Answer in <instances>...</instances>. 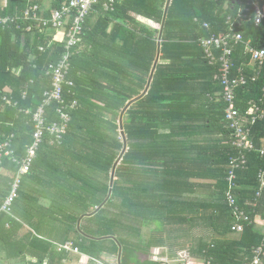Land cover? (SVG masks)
Returning <instances> with one entry per match:
<instances>
[{"label":"trees","instance_id":"1","mask_svg":"<svg viewBox=\"0 0 264 264\" xmlns=\"http://www.w3.org/2000/svg\"><path fill=\"white\" fill-rule=\"evenodd\" d=\"M65 1L51 0L44 10L43 0H0V16L10 18L0 23V142L13 134L10 147L20 158L33 141L31 113L44 92L54 88L53 67L61 59L65 37L51 24L52 10ZM234 1L171 0L148 90L122 118L126 150L111 194L90 214L108 195L111 167L123 149L119 115L147 85L167 0H120L111 10L101 2L92 7L67 58L64 77L69 84L62 85L60 98L75 106L68 110L64 132L59 138L43 134L11 205L14 218L0 213V239L16 255L36 264L46 258L65 264L67 253L74 251L58 250L54 243L71 242L77 248L75 262L101 259L120 246L121 264H167L165 250L160 259L159 252L153 253L154 247L165 245L176 256L185 251L205 264H246L262 244L259 264H264L263 231L244 222L242 232H232L227 195L233 169L236 203L253 223L257 216L264 224V186L256 195L264 156L233 144L222 86L214 79L220 63L211 62L199 41L239 32L245 41L264 47V22L255 26L251 17L238 26L228 20L239 7ZM29 5L39 7L37 18L22 16ZM44 17L48 22L42 25L39 19ZM71 17L72 12L67 24ZM233 46L232 75L241 67L248 79L236 89L235 102L247 116L263 98L264 66L249 64L243 42ZM214 54L218 57L221 51ZM59 104L47 106L45 125L58 121ZM251 137L255 148L264 147V118L252 126ZM17 171V163L4 157L0 204ZM46 196L50 203L43 205L40 200ZM24 206L37 210L39 224L32 222V230L24 219L34 214ZM151 224L155 227L144 239L143 228ZM43 227L51 231L45 233ZM35 232L51 235L38 237Z\"/></svg>","mask_w":264,"mask_h":264},{"label":"built area","instance_id":"2","mask_svg":"<svg viewBox=\"0 0 264 264\" xmlns=\"http://www.w3.org/2000/svg\"><path fill=\"white\" fill-rule=\"evenodd\" d=\"M118 1L120 0H66L60 8H55L52 10L51 24L55 26L56 29L63 30L65 37L64 51L58 65L53 67V90L50 92H44L43 99L39 106L31 113V121L34 122L35 132L33 134V141L25 147L24 156L21 158L18 157L14 154V150L10 147L13 134H11L8 139L0 142V166L4 157H8L12 162L17 163L18 165V171L15 174L13 180L10 182L9 192L3 198L0 204V213L3 212L13 217L11 205L19 194L21 177L29 172L31 163L37 155L43 134L50 132L59 138L64 132V129L68 123V110L74 108L75 102H71L70 104L63 103L60 98V92L63 84H69V82L67 83L65 81L66 78L64 77L65 70L68 66L67 58L69 57L70 48L80 40V37L83 33V24L86 16L96 3L101 2L105 10H111ZM235 2L239 4L237 13L233 17L229 16L228 20H232L233 23L237 22L238 26H240L244 20L250 19L251 17L255 26H259L264 22V2L261 0H235L234 3ZM37 10H39L37 5H29L23 10L22 16L24 18H28L30 16L37 18ZM71 12L72 17L70 19V23L67 24L66 19ZM9 20L10 18L8 17L2 18L0 16V23L2 24H6ZM47 22L48 20L45 17L39 19V23L42 25L47 24ZM204 25L206 26V24ZM65 26L66 29H64ZM199 41L201 42V46L204 48L205 52L211 55V62L218 60L220 63V67L215 73L214 79L222 86V98L226 103L224 119L227 124L226 127L230 131V135L233 138V144L238 147H244L248 150H256L261 156H264V147L255 148L251 137L252 126L258 120L264 118V94L261 103L257 102L254 104L248 110V115L243 116L236 107L235 91L240 86L246 85L248 79L244 74V69L241 67H238L235 75H232L233 64L231 63V57L234 51L233 45L243 42L244 51L248 53L250 57L249 64L257 65V67L264 66V47L254 46L251 39L245 41L242 37V34L239 32L233 34L232 32L227 31L218 36L212 35L210 37H201L199 38ZM38 49L42 51L43 46L39 45ZM216 49L221 51V54L218 57L214 56V51ZM50 67H52V65H49L48 68ZM49 71L50 70H47L48 73ZM255 75H253L252 79L255 78ZM52 101H61V104H59L55 110L59 119L58 121L54 120L50 125H45L46 108L52 103ZM26 113L29 114V110H26ZM50 142L53 141L51 140ZM234 177L233 169H231L227 176V195L228 202L232 207L231 209L234 219V222L231 225V231L240 233L243 231L244 222L253 225L255 222L253 223L250 215H248L234 199V195L232 194ZM258 177L260 183L259 188L256 191L257 196L259 195L261 188L264 186V168L259 171ZM261 248L262 244H260L255 249L252 260L246 264L260 263L259 253L261 252ZM57 249L77 252V248H73L71 242L60 244L58 245ZM176 262L179 264H197L193 259H191L190 256L187 255L185 251L178 253ZM201 264L205 263L202 262Z\"/></svg>","mask_w":264,"mask_h":264},{"label":"crops","instance_id":"3","mask_svg":"<svg viewBox=\"0 0 264 264\" xmlns=\"http://www.w3.org/2000/svg\"><path fill=\"white\" fill-rule=\"evenodd\" d=\"M43 8L44 10H47L46 8L48 7V5L51 4V0H43ZM60 33L62 32L63 33V30H59ZM58 34V36H60L61 34ZM40 203L43 204V205H48L50 203V200L48 199V197H41V200H40ZM24 210H29L30 212L32 211L33 212V216L32 215H28L25 220V224L27 225L28 228H30L32 230L33 226L31 225L32 222H37L39 224V220L36 218V212L37 210L35 209V207L33 206V208H29V207H25L23 208ZM31 212V213H32ZM30 213V214H31ZM42 214V213H41ZM14 218V216H13ZM17 218V217H15ZM18 219V218H17ZM41 221V220H40ZM44 222L47 226H50L48 222L46 221H42ZM256 225H257V228L256 230H259V231H263L264 230V224H262V221L256 216ZM51 227V226H50ZM147 228H150L149 225L145 226L143 228V235H144V229H147ZM46 231H51L49 230L48 227H43V232L47 233ZM35 235H37L38 237H42L44 235L48 236V235H51V234H44V233H41V232H35L34 233ZM147 238V237H145ZM144 238V239H145ZM156 248L155 250H153V253H158V255L156 256L157 259H160L159 257V254L160 252H162L163 250L166 251V253L168 254L166 257H164L166 259V263L167 264H176V259L178 258V255L176 256V253L172 254V250L173 249H169L167 248V246H162V247H154ZM153 248V249H154ZM121 249V248H120ZM118 251H119V248H118ZM118 251L116 253H113V254H110V253H107V254H104L101 259H90L91 262H79V260L77 262H75L74 260V252H71L72 254L67 253V257H66V261H65V264H96V263H100V264H119L118 263V258H117V254H118ZM176 251V250H175ZM16 251H12V249L9 247L8 244H5L4 242L1 241L0 239V264H36L34 263L35 262V259H30L29 257L23 255L21 253V255H16L15 253ZM77 253V252H75ZM120 256H121V253H120ZM152 255L150 256V258L152 259ZM77 259V258H76ZM191 259L194 260V262H196L197 264H201L203 261L202 259H199L197 257H191ZM121 260V259H120ZM153 260V259H152ZM42 264H55V261L53 258H50L48 260V258H46ZM120 264H121V261H120Z\"/></svg>","mask_w":264,"mask_h":264},{"label":"water","instance_id":"4","mask_svg":"<svg viewBox=\"0 0 264 264\" xmlns=\"http://www.w3.org/2000/svg\"><path fill=\"white\" fill-rule=\"evenodd\" d=\"M170 2L171 0H167L166 2V5H165V8H164V13H163V18H162V22H161V26H160V31H159V34H158V48H157V54H156V57H155V60L153 62V66L150 70V74H149V79H148V82H147V85L145 87V89L142 91V93L134 98H132L131 100H129L125 107L122 109L120 115H119V125H120V130H121V135L123 136V149L121 151V153L119 154L118 158L115 160V162L113 163L112 167H111V172H110V181H109V188H108V195L106 197V199L99 205L95 208V210L90 213V214H93L95 213L96 211H98L100 208L103 207V205L106 203V201L108 200L110 194H111V191H112V183H113V180H114V173H115V169L118 165V163L120 162V160L122 159V156L126 150V140H125V135H124V132H123V126H122V118H123V115H124V112L126 111V109L130 106V104H132L133 102L137 101L138 99H140L145 93L146 91L148 90V87H149V84L151 82V79H152V76H153V73H154V70L156 68V65L159 61V55H160V41H161V36H162V32H163V26H164V23H165V20H166V16H167V12H168V8H169V5H170ZM120 253H121V249H120V246H119V251H118V254H117V258H118V263L120 264ZM96 264H100V263H96Z\"/></svg>","mask_w":264,"mask_h":264},{"label":"rangeland","instance_id":"5","mask_svg":"<svg viewBox=\"0 0 264 264\" xmlns=\"http://www.w3.org/2000/svg\"><path fill=\"white\" fill-rule=\"evenodd\" d=\"M150 226V228H147V229H144V235H143V238H145V237H149V235H150V230L152 229V228H154L155 227V225H153V224H151V225H149ZM147 238H145V239H147ZM55 245H56V248H58V245H60V243H54ZM155 258V257H154Z\"/></svg>","mask_w":264,"mask_h":264},{"label":"clouds","instance_id":"6","mask_svg":"<svg viewBox=\"0 0 264 264\" xmlns=\"http://www.w3.org/2000/svg\"><path fill=\"white\" fill-rule=\"evenodd\" d=\"M253 226L257 227L256 222H255V224Z\"/></svg>","mask_w":264,"mask_h":264}]
</instances>
